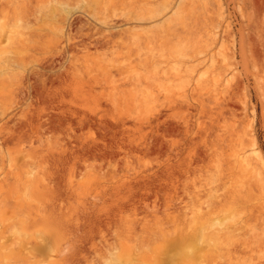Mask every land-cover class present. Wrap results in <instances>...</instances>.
I'll list each match as a JSON object with an SVG mask.
<instances>
[{
  "label": "rangeland",
  "instance_id": "rangeland-1",
  "mask_svg": "<svg viewBox=\"0 0 264 264\" xmlns=\"http://www.w3.org/2000/svg\"><path fill=\"white\" fill-rule=\"evenodd\" d=\"M0 264H264V0H0Z\"/></svg>",
  "mask_w": 264,
  "mask_h": 264
},
{
  "label": "bare ground",
  "instance_id": "bare-ground-1",
  "mask_svg": "<svg viewBox=\"0 0 264 264\" xmlns=\"http://www.w3.org/2000/svg\"><path fill=\"white\" fill-rule=\"evenodd\" d=\"M217 84H218V83H217ZM238 156H239V155H238ZM183 246H184V245H183ZM184 247H185V246H184ZM186 247H188V246H186ZM186 247H185V248H186ZM54 248H55V247H54ZM175 250H177V249H175ZM180 250H181V249H180ZM184 252H185V251H184ZM184 252H182V254H183ZM187 254H188V253H187ZM180 255H181V254H180ZM180 255H179V256H180ZM189 255H190V253H189ZM191 255H192V254H191Z\"/></svg>",
  "mask_w": 264,
  "mask_h": 264
}]
</instances>
